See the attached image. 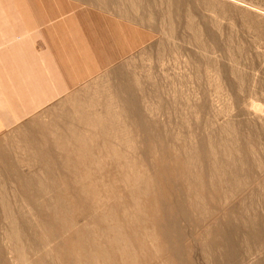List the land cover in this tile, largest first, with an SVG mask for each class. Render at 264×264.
<instances>
[{
	"label": "rangeland",
	"instance_id": "obj_1",
	"mask_svg": "<svg viewBox=\"0 0 264 264\" xmlns=\"http://www.w3.org/2000/svg\"><path fill=\"white\" fill-rule=\"evenodd\" d=\"M74 1L81 9L107 17L108 21L97 16V26L91 27L96 60L105 57L102 67L89 78L79 80L25 122L1 131L0 204L3 198L15 229L21 225L18 217L33 226L38 203L52 200L55 194L50 186L44 187L42 196L35 194L34 179L46 181L48 170L36 157L42 153L59 156V146L53 142L70 137L71 131L90 141L97 132L80 123L78 115L92 122L101 116L105 122L110 108L118 115L110 145L124 157L114 159L105 150L106 141L97 136V145L91 146L99 150L93 151L97 159L91 163L92 170L115 173L130 170L132 162L141 166L138 170H155L143 163L147 138L142 133V114L149 122L155 121L149 133L168 136L166 144L172 154L183 161L190 159L191 170L216 161L218 168L241 165L238 189L221 201L235 215L231 222L220 223L221 234L213 241L216 246L209 247L205 261L264 264V0ZM126 78L134 90L123 86ZM86 165L82 170H91ZM15 174L24 179L21 185ZM27 182L32 184L25 195L22 185ZM1 211L0 264H19L14 243L6 237L8 219ZM184 242L192 245L190 240ZM43 249L42 253L30 251L27 264L44 255L48 246Z\"/></svg>",
	"mask_w": 264,
	"mask_h": 264
},
{
	"label": "bare ground",
	"instance_id": "obj_2",
	"mask_svg": "<svg viewBox=\"0 0 264 264\" xmlns=\"http://www.w3.org/2000/svg\"><path fill=\"white\" fill-rule=\"evenodd\" d=\"M128 79L123 86L134 90L127 84ZM106 112L105 122L101 116L93 117L96 120L92 122L87 116L78 115L80 123L97 132L94 137L90 136V141L71 131L70 137L53 142L59 146V156L37 155L39 163L48 170L46 181L34 179L38 184L35 194L42 196L45 186L54 189L55 194L52 200L35 205L38 217L33 226L18 217L21 225L15 229L14 218L1 197L0 209L9 223L6 237L14 243L17 262L27 264L30 251L41 250L42 253L48 246L44 255L29 264H207L209 247L216 246L213 241L221 234L220 223L231 222L235 215L232 217L233 210L225 208L221 201L228 197L229 191L238 189L235 184L242 172L241 165L240 168H231L229 164L218 168L216 161L209 162L206 168L199 165L191 170L190 159L183 161L172 154L166 144L168 136L164 139L149 133V129L156 126L155 121L149 122L142 114L140 119L145 127L142 133L147 138L143 149L147 161L143 163L155 170H138L141 166L135 162L128 165L130 170H115L118 175L110 170H92L94 164L91 163L97 159L93 151L97 152L98 148L93 150L91 146L97 145V136L106 141L105 150L108 149L114 159L124 157L110 145L118 115L110 108ZM127 117L125 119L129 120L130 116ZM70 143L72 148L68 147ZM206 154L202 155L203 161ZM87 163L91 170H82ZM59 173L63 175L60 177ZM54 174L59 177L55 178ZM15 177L21 179V175L15 174ZM28 182L22 185L25 195L32 184ZM26 198L31 201V197ZM147 240L154 242L149 244ZM186 240L192 245L184 244ZM45 255L50 257L49 262Z\"/></svg>",
	"mask_w": 264,
	"mask_h": 264
},
{
	"label": "crops",
	"instance_id": "obj_3",
	"mask_svg": "<svg viewBox=\"0 0 264 264\" xmlns=\"http://www.w3.org/2000/svg\"><path fill=\"white\" fill-rule=\"evenodd\" d=\"M97 16L108 21L74 0H0V134L102 67Z\"/></svg>",
	"mask_w": 264,
	"mask_h": 264
}]
</instances>
